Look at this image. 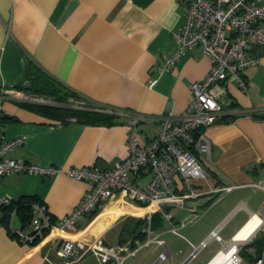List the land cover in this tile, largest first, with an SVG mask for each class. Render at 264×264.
<instances>
[{
	"label": "crops",
	"instance_id": "obj_1",
	"mask_svg": "<svg viewBox=\"0 0 264 264\" xmlns=\"http://www.w3.org/2000/svg\"><path fill=\"white\" fill-rule=\"evenodd\" d=\"M187 7L188 0H0V90L16 94L0 92L2 131L7 140L23 138L22 145L6 156L56 170L0 177V197L9 199L10 208L16 210L14 228L30 222L31 209L28 221L18 209L28 199L30 204L44 203L53 219L74 208L89 185L69 176L68 168L110 167L127 156L129 134L134 132L143 144L158 132L157 123L144 119L130 126L122 117L123 123L105 126L48 118L24 104L34 102L18 97L31 94L33 74L43 73L87 100L137 116L178 115L190 102L191 83L202 80L211 67L201 47L192 46L175 64L158 69L174 49L172 33L184 25ZM250 53L258 63L245 70L247 91L229 84L235 103L205 129L210 153L200 158L212 175L193 179L199 196L172 210L175 223L193 212L197 221L184 227L180 236L171 233L169 223L156 213L152 228L164 245L152 242L129 264H152L164 250L168 258L158 264H181L191 245L199 244L217 226L223 242H229L252 216L264 219V191L252 185L264 180V46L254 45ZM150 176L143 172L131 174L130 179L142 186ZM176 180L180 182L179 177ZM225 183L239 187L212 204V190ZM136 207L115 194L96 216L80 220L76 237L101 238L107 245L132 236L143 238L144 223H136L140 219ZM4 208L0 206V264L64 262L57 252L55 229L46 230L34 242L21 243L9 234ZM113 230L117 237L111 241L107 235ZM223 242L210 241V249L203 248L188 264H209L224 249ZM241 252L249 264L264 257V232L247 239ZM78 264H97V260L89 254Z\"/></svg>",
	"mask_w": 264,
	"mask_h": 264
},
{
	"label": "built area",
	"instance_id": "obj_2",
	"mask_svg": "<svg viewBox=\"0 0 264 264\" xmlns=\"http://www.w3.org/2000/svg\"><path fill=\"white\" fill-rule=\"evenodd\" d=\"M172 37L174 49L158 67L160 71L175 64L192 46L201 47L211 60L210 70L204 78L191 83V99L186 108L178 115L141 117L84 97L69 99V105L74 108H87L90 105L96 110L125 117L130 126L140 119L157 123V135L140 144L134 132L129 134L127 156L110 167L89 165L68 168L66 173L69 176L83 180L89 186L74 208L57 219L52 218L44 203L36 200L30 204L32 217L28 225L14 228L16 210L10 208L9 199L0 197V206L8 209L6 226L12 237L21 243H31L41 238L46 230L55 229L59 239L57 252L65 259L62 264H78L89 254L96 258L97 264H129V259L134 258L138 251L148 249L152 242L164 245L152 228L156 213H160L169 223L171 233L180 236L184 227L197 221L198 214L193 212L175 223L172 210L182 208L186 200L199 196L193 179L212 175L200 158L210 153L205 129L222 116L225 108L235 103L229 96V84L247 91L245 70L258 63L252 57L251 49L254 45L264 46V0H188L185 23L172 33ZM0 92L16 95L9 89L2 88ZM18 97L34 103L56 104L41 95L21 93ZM3 116L0 108V177L11 173H54L56 170L53 167L44 168L23 158L6 156L9 151L22 145L23 138H4ZM143 172H149L150 179L142 186L134 184L130 175L137 176ZM176 177L180 178V182ZM252 185L264 191V180ZM237 187L239 184L225 183L213 189L212 204ZM115 194L140 210L139 218L144 223L143 238L132 236L116 245H107L101 238L84 241L76 237L80 220L85 216H96L101 205ZM219 228L213 229L199 244H192L189 257L181 264H188L210 241L223 242ZM257 232H264V219L260 218L257 228L245 240H237L236 234L231 241L223 242L224 249L214 258L226 254L227 258H223L219 264H245L240 254L241 246ZM167 258V251L164 250L152 264ZM252 264H264V257L255 258Z\"/></svg>",
	"mask_w": 264,
	"mask_h": 264
},
{
	"label": "trees",
	"instance_id": "obj_3",
	"mask_svg": "<svg viewBox=\"0 0 264 264\" xmlns=\"http://www.w3.org/2000/svg\"><path fill=\"white\" fill-rule=\"evenodd\" d=\"M33 78H34L33 85H31V87H28V89H30L31 91V94L41 95L50 98L54 102H56V104H43V103H24V104H27V106L32 110L40 112L41 114L47 116L48 118L63 123H66L71 118H73L74 121L77 123L90 124V125H105V126H111L124 122L121 116L114 113H108L102 110H96L90 105L87 108H74L69 105V99L81 98L82 96H80L77 92L67 88L66 86H63L59 82L53 80L52 78H49L48 76L40 72L33 74ZM29 201L30 200L28 199L27 201L24 202V204H20V206L18 207L19 213L22 214L24 220L27 221L30 219ZM4 209L6 211L8 210L7 207H5ZM154 219H155V215L153 216V221ZM141 221L142 219H138L136 223H139ZM260 244H262L261 241Z\"/></svg>",
	"mask_w": 264,
	"mask_h": 264
},
{
	"label": "bare ground",
	"instance_id": "obj_4",
	"mask_svg": "<svg viewBox=\"0 0 264 264\" xmlns=\"http://www.w3.org/2000/svg\"><path fill=\"white\" fill-rule=\"evenodd\" d=\"M260 218L254 215L249 222L237 233L236 239L237 240H245L248 238L252 232L257 228ZM82 240V239H81ZM223 258H227L226 254H220L216 258H214L211 263L209 264H219Z\"/></svg>",
	"mask_w": 264,
	"mask_h": 264
},
{
	"label": "rangeland",
	"instance_id": "obj_5",
	"mask_svg": "<svg viewBox=\"0 0 264 264\" xmlns=\"http://www.w3.org/2000/svg\"><path fill=\"white\" fill-rule=\"evenodd\" d=\"M143 183V182H142ZM142 183H140V184H142ZM115 233H117L116 231H111L108 235H107V238H109L110 240H111V237L113 238V239H115L117 236H116V234ZM112 241V240H111ZM212 245L209 243L208 245H207V247L205 248V249H207V250H209L210 249V247H211ZM243 246V245H242ZM242 246H241V251H242ZM207 250H205V251H207ZM240 251V254H241V256H242V252ZM201 258H202V254L199 256V258H197L195 261H194V263L196 262H199L200 260H201ZM246 260H247V263L244 261V263L245 264H249V258H246Z\"/></svg>",
	"mask_w": 264,
	"mask_h": 264
}]
</instances>
